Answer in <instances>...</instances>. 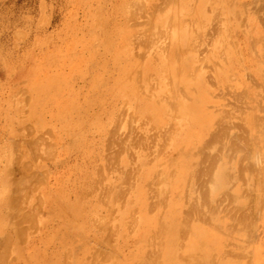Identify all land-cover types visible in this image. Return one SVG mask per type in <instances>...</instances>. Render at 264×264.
Listing matches in <instances>:
<instances>
[{"label": "rangeland", "instance_id": "rangeland-1", "mask_svg": "<svg viewBox=\"0 0 264 264\" xmlns=\"http://www.w3.org/2000/svg\"><path fill=\"white\" fill-rule=\"evenodd\" d=\"M132 1L136 7H137L138 2H139L138 4V7H139V5H141L143 1L144 7L141 5L142 7H139V8L137 7L138 9H136V7L132 4ZM150 1L152 3L149 4ZM150 1L149 0L148 1L147 0H111V1L110 0H101V1L100 0H0V178H1V181H0V193H1L0 194V212H1L0 213V222H1L0 232L2 233V234L0 233V237H1L0 241L2 239L3 241L1 242H3L4 244L3 247L0 246V258H2V261H4L5 264H19V263L20 264H54L55 262H56L55 264L57 263L58 264H62V263L63 264H81L84 261L83 259H85V261L89 259L90 261L82 263V264H89V262L90 263L93 262V264H100V263L102 264L103 262H104L103 264H106V263L107 264H117V263L127 264L130 261L129 257L137 251L139 235L146 234V231H148V229H151L152 222L160 218L159 216L162 215L163 209L160 207L159 197H158L159 182H157V181H160L161 176H159L158 179L156 177L155 180L156 179L157 180L156 181L154 180V182H152L153 180H151L152 179L151 178V179H146L145 184H142L143 181H140L137 184L140 188L143 189L144 193L146 194L149 193V191L150 193L151 192L153 193L151 189L152 190L153 188L156 189V187L158 186L156 189L157 192L154 189L155 190L154 192H156L154 193L155 195L153 194L152 196L151 195L152 193L151 194L149 193L148 195V196L151 195L152 197V199L151 197L148 199L147 201L148 205L150 204V202H152L151 204L154 205L153 206L154 209L151 208L150 210L152 211L150 213H149L150 210L148 208L144 209L142 207L141 199L138 196L137 197L135 196L137 192V190H135L136 187L134 188L135 195L134 194L133 195L124 194L125 195L123 197L124 201L123 199L120 198L119 193H116V198L113 197L115 194L111 195V194L105 193V195L103 196L104 193H101L102 198L104 197L103 199L106 201V202H103V200L99 198L100 195H98L99 192H102V191L105 192L104 189L103 190L101 189L106 183L105 179L103 181L102 177L104 176L111 177L115 181L116 185L118 184V182H122L125 180V179L122 180L123 175L125 173L123 174L120 173L121 171L123 172L125 170L123 169L122 165H119L117 163L118 169L120 170L119 172H117L118 170L114 169L116 166V164L114 165L116 161L115 156L119 155L121 158H123L124 155L122 154L120 155L119 151L117 152L118 154L115 152L118 150L119 145H115L114 148L112 147L113 148L112 150H111V146H114V144H117L118 136L120 138L122 136V138L119 139L120 141L118 143L123 142L122 145H125V147L128 146V148L134 147L133 146L135 145L134 141L136 140L139 141L138 145H135L136 147L141 146V145L143 146L144 144L145 145L148 144L149 146L150 145L152 146L153 144L150 143V140H153V139L158 140L161 138V140L163 141V139L166 136V133L168 132L171 134L170 140H172V145L170 146L169 149H166L167 153L165 154L166 155L165 160L168 159L169 157L171 160L176 155V152L172 153V151L174 148H177V147L183 148L185 147V145L189 144L187 148H184L183 152H185L187 149L188 150L193 149V151H195V147H197V144H198L197 135H200V133H198V128H196L195 126L193 128V127L188 126L187 124H182L184 123V120L181 118L183 117L185 118V116H184V113L181 111V109L183 107V110L185 109V112L189 113L188 115H190V117L197 116V114H193L197 112V110L193 108L192 106L193 104H191V101H192V98L197 97V95L201 94L202 92L206 93L207 95L206 96L207 99H205V101L207 102L206 108L208 107L209 109L207 108L208 109L207 110L205 108L207 110L206 113L209 115L210 114L213 115L214 116L213 121H217L216 123L212 122V124L214 125L213 126L214 128H215V124L220 122V119H221L220 116L222 114L219 116L218 113L221 111V109L226 108V110H223V111L225 112L227 111L226 114L229 113V116L232 117V118L229 117L230 119L229 118L228 119L229 121L231 122L233 121L234 123L233 122L231 123L227 120L229 124L227 125L228 131L226 130L227 131L226 134L233 136L231 139L233 141L232 143H235L234 145L235 147L237 146L236 148H234L233 146V150H235L234 154H236V150H240V147H245L248 149L246 145L247 142H243V141H245L246 139H247L246 141H248L249 138L251 137L250 136L251 134L247 132L248 126L245 124V119L247 116L249 119L254 111L252 109V106L254 104L252 100L249 99V92L250 93L255 92L262 96L264 95V83H262V81L258 78L259 74H262V72L264 74V66H263L262 61L260 62L261 59L259 57L260 43L262 42V45L264 46V42H263L264 41V28H263L264 18L262 19V16L260 15L262 14L264 17V13H262L264 12L263 11L264 3H262L264 1L263 0H256V1L252 0L253 2H251L250 0H237V2L236 0H223V2L222 0H198V1L197 0H172V1L159 0L160 2L158 0H150ZM161 2L162 4L163 2L165 4L162 5L160 4ZM249 2L253 4L255 2L256 3L253 5V4H250ZM154 3L155 5H157L156 8H155ZM182 3L184 6L182 5ZM239 4L240 5L242 4V6L245 7L244 10H243V7L241 8ZM158 5L159 6L161 5L162 8L161 7L159 8ZM211 5L213 6L214 9H212ZM181 6H182L181 8L182 10L179 9ZM215 6L218 7L217 8L218 10L215 9L216 8ZM251 6H254L255 8L252 7L253 8L252 9ZM257 6H258V9L260 8L261 9L260 10L256 9ZM229 7L232 9L231 11L232 16H230L229 10L231 9ZM133 8L136 9V12H135V9ZM140 8L143 9V11H146L147 8L149 10V11L147 10V12L150 14L149 16L147 15L148 17L146 16V18L148 19L147 24H145L147 20L144 21L145 17L143 19V17H140L141 15H139L141 13L138 11V10H141ZM154 9H157V10H154ZM129 10L132 13L134 11L133 15H131ZM177 10L180 12H184L182 16L180 12H178ZM206 10L207 11L209 10V12H207ZM235 11L238 13L237 18L235 16L236 15ZM250 11H252V13H249ZM161 12H163V14ZM170 12L171 14L173 13L172 14L173 16L169 15ZM215 12L216 13L218 12L219 14L218 13L216 14ZM258 12L260 15L259 17H261V19L258 18L257 20L256 18L258 17ZM152 13L154 16H152ZM141 14L142 16L145 15L143 13ZM134 16L136 17V19H134L135 18ZM182 17H185V18H182ZM187 17L189 18L191 22L189 21L186 23V20L188 21ZM213 17L214 18L216 17L215 19L220 20V21L214 22L215 19L213 20ZM152 18H154L153 21H152ZM167 18L168 20L172 19L173 22H172V25L171 23L168 24L169 27L168 25L167 27L165 26V28H167L165 29L163 27V24L165 23V20ZM151 21L154 23H152ZM189 23H191L192 27L189 26ZM200 23H201L202 28L200 26ZM214 26L218 28L220 27L219 31ZM156 27L162 30H156L157 29ZM208 28H209V31L207 30ZM223 28L226 32L223 30ZM211 30L212 32H210ZM151 31L154 33L155 36H153V33H150ZM157 31L158 33H156ZM199 31L201 32V34ZM216 31H218L217 32L218 36L216 35L215 37L214 34H216ZM209 33L211 34V36L214 35L215 39L220 36L221 37L218 38L217 40H214V37H212L214 42L210 41L209 43L207 39L210 38L212 40L210 35L207 36ZM257 33H259V36ZM137 34H138V37L141 36V40L144 39L146 43L143 41L141 42L140 39L137 37ZM205 34H206V39H204L203 41H205L206 44H204V42L201 41L203 38H205L204 36ZM133 35L135 36L133 37ZM144 36L146 38H149L147 39L149 43L146 41ZM219 39H220V42H219ZM137 40H139L140 43L137 44V42H139ZM250 41H252L255 45L252 42L250 44ZM199 42L203 45L202 49H201L202 46L198 47V45H201ZM252 44L254 45V47L252 46L251 50L254 51L255 53L252 52L249 48H247L248 45H252ZM230 45L231 46L233 45L232 47L235 50L237 49L236 51L234 50V52L235 53L238 52L237 53L238 55L233 53V48ZM219 47L222 49H220ZM198 48L200 52H198ZM253 48L255 50H253ZM248 49L251 52H249ZM219 51L220 53L222 52L224 53L218 54ZM203 52L205 53L203 54ZM254 54H257L258 58L256 56H253ZM223 56H225V60ZM166 63L168 64L167 67H166ZM258 63H262V64H258ZM33 64L34 65L36 64V65L34 66ZM165 67L166 69L164 70ZM176 68H177V71H176ZM180 68L186 70L187 72L186 75L185 74L182 75L180 73ZM237 68L239 71H237ZM258 69H261V70L259 71ZM165 72H166V75L168 73L169 74L166 76L164 75ZM228 72H231V73L229 74ZM171 73H172V76H171ZM225 73L227 74V76ZM247 73L252 74V75H249ZM139 74H141L142 76L139 77L140 76ZM33 75L35 76L34 78H32ZM133 75L136 81L134 80ZM137 75L140 78V83L142 85L145 84L147 86L148 84L146 83L151 82V84L152 83L154 84V82L157 81L156 83L158 85H156V83L154 84V87L156 88V90L153 89V86L151 87V90L153 89L152 90L153 92H150V95L153 96V98L148 93H147L148 97L145 96L146 94L144 95V93H146L147 91L143 90L144 86L141 87L142 85L138 83L139 79L138 77L136 78ZM246 75L247 77L249 76L250 79L249 78L247 79ZM244 77L246 78V80ZM150 78L152 80H150ZM166 78H169V79L166 80ZM227 78H229V82ZM232 78H234V82H232L233 81ZM251 78H253L252 79L254 80L253 82ZM141 79L145 82L143 83ZM147 79H149L150 81L149 80H148L149 82L146 81ZM168 81H171V82L168 83ZM239 82H240V85H239ZM226 84L228 85V87ZM150 85H148L147 87L150 88ZM256 85L257 87L255 88ZM33 86H35L34 87L35 89L33 88ZM139 86L144 91L143 93L141 92V89ZM159 86H160V89H158ZM175 86L179 92L175 90ZM29 87H32V89ZM234 87H236V89ZM241 87L244 88V90ZM234 90L235 92H233ZM244 91H245V94H244ZM153 93L158 96H155ZM224 94L226 95L224 96ZM230 94H232L233 97ZM238 94L240 97L242 96L241 99L238 96ZM162 95L164 96L167 95L168 97L167 98L165 97V99H163L162 97L164 96ZM186 96H189L191 98L188 99ZM244 96H246V99L244 98ZM167 99H170V101L172 100L173 105H175L173 106V109L175 107L176 109L179 108L178 110H180V113L177 112L178 110L176 111L173 110V114H172L173 118L171 117L172 115H169L170 117L167 115H164L165 114L164 109L166 108L165 103L168 102ZM237 99L239 101H237ZM24 100L26 103H24ZM157 100L161 102L158 103ZM242 103L244 104V107H242L243 106ZM178 104L180 105V107ZM182 104L185 105L187 109ZM226 104L228 105V109H227ZM161 105L163 108V112H160L162 111V108L160 107ZM190 105L192 106L191 113L189 112L190 111L189 108H191ZM237 105L239 106L242 105L239 107V108L242 107L241 110L237 108ZM232 106H233V109H232ZM155 107L159 108V110L157 109L155 110ZM213 108H215V110ZM235 109H236V112H235ZM82 110L83 112H81ZM123 110L124 111L126 110V111L123 113ZM206 110H204V112ZM239 111L241 112L238 113ZM230 112H231V115H230ZM262 112H264V109ZM221 113L223 112L221 111ZM226 114H224V116ZM232 114H235L234 115L235 118L232 116ZM239 114L241 115V117ZM262 114H263L262 116H264V113ZM126 115L129 117H127ZM236 115H238V118H242V119H236L237 118ZM262 116L260 114V117ZM147 117H149V119ZM127 119H129L128 122H127ZM116 120L118 121L117 122V126L119 125L118 127L115 124ZM177 121H179V124L173 125ZM240 121L242 123L244 121L243 126H245L246 129L245 128L242 129L243 126H239L241 125ZM141 122L143 125L141 124ZM89 125L91 127H89ZM130 125H132L133 127L132 126L130 127ZM24 126L27 128L28 132L26 131V128L24 129ZM114 126H116L117 129H115ZM152 126L154 129H151ZM14 127L16 128V130ZM238 127H240L241 131L243 132H240V129ZM126 128L131 130L130 135H129L130 133L129 130L127 131L128 134L126 133ZM28 129L29 130L31 129V131L34 130L33 133L32 132L29 133L30 131ZM46 129L49 131H47ZM110 129H112V131L117 130V132L113 131L115 135L114 134L111 135V133L113 132ZM120 129H122L123 132ZM132 129H134L133 131H135V133L132 131ZM109 130L111 131V133H108ZM9 131H10V134H9ZM42 131L43 132L45 131V132L42 134L41 133ZM25 132L29 134L27 135ZM120 132H122L124 135L120 134ZM237 132H240V134L239 133L237 134ZM40 133L42 137H40V135L38 136V134ZM138 133H139V136H138ZM243 133L245 134L248 133L249 138L245 136V134ZM45 134L48 137L52 136L51 137L52 139L47 138ZM48 134H50L51 136H49ZM21 135H22V138H21ZM110 135L112 136L113 139L115 138L117 140L115 141L111 139V141L113 140L114 144L111 146L107 144L105 145V143H108L105 141L110 140V139L108 140V138H110L108 136ZM131 135L134 137L138 136L139 138L136 137L137 138L136 139L132 137ZM149 135L153 137L151 138L149 137ZM176 135L179 137H177ZM235 135L236 137H239V139L234 138ZM123 136L125 140L121 141L123 139ZM125 136H127V138H125ZM144 136L146 137L148 136L146 140L144 139L140 140V137H144ZM18 137L19 139H17ZM53 138L55 139L56 142L55 141L53 142ZM22 139L24 141V144L22 143L23 142ZM130 139H133L134 141L133 140L131 141ZM241 139L243 140L242 141L243 144L241 143L242 145L240 144ZM27 140H29L30 142L32 140L36 141L35 145L36 147H38V149L37 151H35V153L37 154L38 152L42 150L41 153L43 155H40L39 153V157L45 158L44 160H41L39 157H37L38 158L37 159L35 158V156L31 157V155L35 154L33 153L34 152L33 150H36V149L34 148L35 145H33L34 141L31 142L32 144H29ZM170 140H168L166 143L170 142ZM17 141H19V143H17ZM43 141H45L48 147L49 146L50 148L55 147L52 149L53 151L50 152L51 149L49 150V148H48L49 151L47 150V148L44 149L46 145H44ZM49 142H51V144ZM113 142H110V144H112ZM126 143H128L129 145ZM130 143H132L133 145ZM135 143L137 144V142ZM30 145L34 146V147L32 146L33 149L31 148ZM106 146H108L107 147L108 149L106 148ZM159 146L160 147H158L157 149L164 148V147L162 148L161 145ZM40 147H42L41 150L39 149ZM54 149L56 152H54ZM105 149L107 150V153L109 149L112 152L114 150V152L116 153L113 156L115 158V160L113 161L114 158L112 157V154L114 152L111 153V151L109 150V153L111 155L110 156L111 158L109 159L113 161V163L108 159V157H106V160L108 159V161L111 164L110 163L108 164L107 163L108 161L105 160V157H104V154L106 153ZM8 150H10V152ZM150 150H154V148L151 147ZM207 151L210 152L211 154L213 153L217 154V157H219L222 154L221 151H218L217 144L210 146ZM52 152L55 153L53 156H51ZM44 153H49V154L47 156V154L45 155ZM198 153H202V152H198ZM106 154L105 156H109V154L108 155ZM196 154H197V151H196ZM32 158L36 159V160L34 159L35 162ZM147 158L151 159L153 158V156H149ZM104 161H106L105 162L106 165L107 164L109 165L108 167L104 164ZM245 161L244 163H249V161L247 160ZM27 162L29 163V166H25V165H28ZM97 164L100 165L98 168L102 170H99L97 168L98 166ZM103 165L106 166V170H104L105 167H101ZM110 165H111V168H110L111 170H112V166H114L113 172L110 169H107L110 167ZM21 166H24V167H21ZM3 167H5L4 170H3ZM9 167L12 169L10 170ZM120 167H122L121 169L123 170H121ZM161 168L162 166L157 167V171L160 170ZM8 170L10 171L13 170V171L10 174L9 173L10 171L6 172ZM1 171L3 173H1ZM106 171H108V173H106ZM17 175H19V177ZM120 175H121V178H120ZM58 176H61L63 179L59 178ZM24 177H29L28 178L29 181H27L28 179H25ZM35 178L37 180L38 178L41 179L39 180L41 182L38 181L39 182L38 183L37 180H34ZM96 179H98V181ZM93 180H96V181H93ZM131 180H133V182L135 183V180L133 178ZM34 181L38 183L37 187L34 185L35 188L33 187V184H35ZM44 181L46 182L44 183ZM150 181L153 183V185L150 183ZM94 182H99V183L96 184ZM129 182H126V184ZM148 182L150 183L149 187H151V189L147 186V184H149ZM155 183L158 185H156ZM16 184H18V186L14 188V191L17 194V198L20 195L23 196L24 194L26 199L23 198L24 196L21 197V199L19 197L20 199V200L18 199L19 201L16 200L17 198H14L16 197V194L11 189H13L12 186L14 187ZM94 184L98 188H96ZM98 184L99 185L101 184L100 186L102 187H100ZM88 187L89 188L91 187V188L89 189ZM9 189L11 190V192L9 191ZM92 189L93 191H91ZM120 189L121 188H119L118 191ZM27 190L29 194L28 192H26ZM23 191L24 193L21 194L20 192H23ZM10 193H12V195H10ZM13 194H15L14 197H13ZM106 194H107V197H106ZM8 195L13 197L15 202L17 201L15 205L13 203L14 200L13 199L11 200L10 196H9L10 198L8 199ZM36 197L37 199H35ZM79 197H81V199ZM97 197H98V200L100 199L99 202L97 200ZM154 198H157V199H154ZM120 199H121L120 203H122L123 201L122 206H120L121 204L119 205V201L117 202V200H120ZM35 200H37L36 203L41 208L38 207V205L35 203ZM102 202L103 204L105 203L104 204L105 206L101 204ZM225 203L226 202L224 201L223 204L225 205ZM82 205H84V207ZM108 206L109 208H107ZM33 207H35V210L37 209V207L39 208L40 213L38 214L35 213L36 217L32 216V214L34 213L33 211H35L32 209ZM149 207H151V205H149ZM15 208H17V210ZM113 209H115L116 211L114 210V213H111L113 212ZM106 210L108 213L106 212ZM133 210L135 211L134 214H132ZM11 211L14 215H12ZM42 211L44 212V215H42L43 214ZM8 212H10L11 216L10 215L8 216V214L6 216V213ZM17 213L18 215L20 214V216H17ZM24 213H27V214H24ZM92 213L93 215H91ZM130 214L133 215L131 216V218H130ZM98 215L101 219H98L99 218ZM29 216H32L36 219L34 220L33 218V220L36 222V223L34 222L36 224L35 225L36 228L33 225L34 223L32 224L33 226L31 227L29 226L32 223L31 222L32 217L30 218ZM38 216L40 217L38 218ZM19 217H20V220L21 219L23 220V217H26L25 221H28L27 220V217H28L29 222L31 223L27 222L29 225L28 224L25 225L26 223L24 224L22 222L23 224L22 225L18 221ZM7 219L9 221L8 222L9 224L7 223ZM79 219L82 221H80ZM89 219L90 221L88 222ZM97 219L100 220L99 222L101 226H99L100 225L99 223L96 224V222L98 221ZM128 221H132V222H129L131 223V225H128L129 224ZM13 222L14 223L16 222V224L18 222L22 226L19 225L20 227H18V224L16 226V224H14ZM77 223L79 225L78 227H77ZM92 224L93 225L95 224V225L93 226ZM124 224L127 226H125ZM80 225H83V226H80ZM106 226L107 228L109 227L108 229L110 230L111 233L108 232L109 230L106 228ZM115 226L117 227V229H115L116 228ZM10 227H12L13 229L12 228L10 229ZM25 227L28 228V230ZM19 228H21V230ZM141 229H143V231H141ZM16 231L19 232V234ZM23 231L26 234L23 233ZM75 231L77 232L75 233ZM112 231L116 233V237L115 235H113L115 233H112ZM107 232L111 236V239L109 235L108 237H106ZM9 236L11 237V239ZM17 236L20 238V240ZM112 236L114 237L112 238ZM5 240L7 241L8 245L5 242ZM111 240L113 242L115 241V243H112ZM25 241L29 243L27 242L25 243ZM1 242H0V245H1ZM104 243L107 244V250L102 251L99 246ZM14 244H15L16 249L14 248ZM20 244H22L24 249L22 247L19 248V246H21ZM5 245L7 246L5 247ZM112 247H114V250ZM9 248L11 249L10 252H9ZM25 249L27 250L28 255ZM66 250H69L68 251L69 254L66 253L67 252ZM8 252H9V255H8ZM45 252L46 254H44ZM83 253H84V256H83ZM63 254H64V258H63ZM88 255L90 257H88ZM26 256L28 258H26ZM86 256L88 257L87 259L85 258ZM39 260L41 262H39Z\"/></svg>", "mask_w": 264, "mask_h": 264}, {"label": "bare ground", "instance_id": "bare-ground-1", "mask_svg": "<svg viewBox=\"0 0 264 264\" xmlns=\"http://www.w3.org/2000/svg\"><path fill=\"white\" fill-rule=\"evenodd\" d=\"M101 1V0H100ZM111 1V0H110ZM148 1V0H147ZM150 1V0H149ZM159 1V0H158ZM164 1V0H163ZM169 1H172V0H169ZM198 1V0H197ZM251 2H253V1H256V0H250ZM264 1V0H263ZM135 2V1H134ZM160 2V1H159ZM158 2V3H159ZM185 2V1H184ZM222 2H223V0H222ZM236 2H237V0H236ZM141 3V2H140ZM150 3H152L151 1L149 2V4ZM168 3V2H167ZM170 3V2H169ZM214 3V2H213ZM213 3H211V4H213ZM218 3H220V2H218ZM217 3V4H218ZM242 3V2H241ZM244 3V2H243ZM250 3V2H249ZM248 3V4H249ZM256 3V2H255ZM254 3V4H255ZM262 3H264V2H262ZM132 4L135 6V4L133 3V1H132ZM138 4H139V2L137 3V7H138ZM146 4H147V2H146ZM160 4H162V2L160 3ZM163 4H165L164 2H163ZM162 4V5H163ZM204 4V3H203ZM216 4V5H217ZM230 4V3H229ZM235 4V3H234ZM237 4V3H236ZM247 4V5H248ZM250 4H253V3H250ZM253 4V5H254ZM141 5L144 7V3H143V1H142V3H141ZM141 5H139V7H142ZM153 5V4H152ZM154 5H155V3H154ZM168 5V4H167ZM182 5H183V3H182ZM191 5V4H190ZM240 5V4H239ZM259 5H261V4H259ZM82 6V5H81ZM147 6V5H146ZM156 6L157 5H155V8H156ZM171 6V5H170ZM184 6V5H183ZM193 6H194V4H193ZM212 6V5H211ZM241 6V8L243 7L242 6V4L240 5ZM41 7V6H40ZM132 7V6H131ZM136 7V6H135ZM136 7V9H138ZM158 7L160 8H162V6L160 5H158ZM175 7H177V6H175ZM174 7V8H175ZM198 7V6H197ZM216 7V6H215ZM255 8L256 7V5H255V7L254 6H251V8ZM170 8V7H169ZM169 8H167V9H169ZM182 8V6L179 8L180 10H182L181 9ZM218 7H216L215 9H217ZM230 8V7H229ZM239 8V7H238ZM244 8L245 7H243V10H244ZM252 8V9H253ZM84 9V8H83ZM104 9V8H103ZM133 9H135V8H133ZM136 9H135V12H136ZM141 9V8H140ZM172 9V8H171ZM170 9V10H171ZM178 9V8H177ZM212 9H214L213 8V6H212ZM219 9H220V7H219ZM231 9V8H230ZM256 9H258V6H257V8ZM261 9V8H260ZM260 9H258V10H260ZM262 9H263V7H262ZM144 10H145V8H144ZM147 10H148V8H147ZM147 10L146 11H143V9H141V10H138L139 12H141V13H143V14H145L146 12H147ZM154 10H157V9H154ZM218 10V9H217ZM237 10V9H236ZM240 10V9H239ZM149 11V10H148ZM153 11V10H152ZM172 11V10H171ZM178 11V10H177ZM194 11V10H193ZM207 11V10H206ZM232 9L231 10H229V13H230V16H232L231 14H232ZM264 11V10H263ZM112 12V11H111ZM129 12H130V10H129ZM145 12V13H144ZM165 12H166V10H165ZM164 12V13H165ZM169 12V11H168ZM178 12H180V11H178ZM207 12H209V10L207 11ZM236 12V11H235ZM244 12H246V11H244ZM256 12V11H255ZM131 13V15H133V13H134V11H133V13L132 12H130ZM139 14V15H141L140 17H143V19H144V17H145V20L144 21H146V23L145 24H147L148 23V19L146 18V16L148 15L149 16V14L150 13H146L144 16H142V14ZM154 13V12H153ZM153 13H152V16H154L153 15ZM162 14H163V12H161ZM177 13V12H176ZM184 12H180V14H181V16H182V14H183ZM189 13V12H188ZM192 13V12H191ZM190 13V14H191ZM203 13V12H202ZM216 13V12H215ZM218 13V12H217ZM216 13V14H217ZM249 13H252V11H250ZM253 13H254V11H253ZM257 13V12H256ZM262 13H264V12H262ZM137 14V13H136ZM166 14V13H165ZM164 14V15H165ZM173 14V13H172ZM171 14V12L169 13V15L171 16L172 15ZM178 14V13H177ZM199 14V13H198ZM216 14H215V16H216ZM219 14V13H218ZM236 15V18H237V15H238V13L236 12L235 13ZM246 14V13H245ZM161 15V14H160ZM167 15H168V13H167ZM176 15V14H175ZM203 15H205V14H203ZM261 16H262V19L264 18L263 17V15L262 14H260ZM259 15V12H258V17L256 18L257 20H258V18L259 19H261V17H259L260 16ZM147 16V17H148ZM151 16V15H150ZM173 16V15H172ZM214 16V15H213ZM234 16V15H233ZM245 16V15H244ZM133 17V16H132ZM135 17V16H134ZM163 17H165V16H163ZM195 17V16H194ZM206 17V16H205ZM241 17V16H240ZM150 18V17H149ZM154 18H156V17H154ZM154 18H152V21H153V19ZM161 18V17H160ZM175 18H176V16H175ZM174 18V19H175ZM182 18H185V17H182ZM193 18V17H192ZM191 18V19H192ZM200 18V17H199ZM203 18H204V16H203ZM216 18V17H215ZM214 17H213V20L215 19ZM219 18V17H218ZM238 18H239V16H238ZM128 19V18H127ZM134 19H136V17L134 18ZM158 19V18H157ZM187 19H188V21L186 20V23L187 22H189L190 20H189V18L187 17ZM94 20V19H93ZM130 20V19H129ZM159 20V19H158ZM181 20V19H180ZM197 20H199V19H197ZM205 20H207V19H205ZM133 21V20H132ZM151 21V22H152ZM202 21V20H201ZM211 21V20H210ZM220 20H217V19H215V21L214 22H219ZM128 22H130V21H128ZM161 22V21H160ZM163 22V21H162ZM172 19H169L168 20V18L165 20V23L163 24V27L165 28V26L167 27V25L168 24H170L171 23V25H172ZM191 22V21H190ZM136 23V22H135ZM152 23H154V22H152ZM178 23V22H177ZM179 23H180V21H179ZM183 23H184V21H183ZM198 23V22H197ZM182 24V23H181ZM194 24V23H193ZM204 24V23H203ZM218 24V23H217ZM134 25V24H133ZM136 25V24H135ZM155 25H157V24H155ZM159 25V24H158ZM170 25V26H171ZM207 25V24H206ZM210 25V24H209ZM130 26V25H129ZM189 26H191V23H189ZM194 26V25H193ZM196 26V25H195ZM200 26H201V23H200ZM205 26V25H204ZM203 26V27H204ZM211 26V25H210ZM213 26V25H212ZM218 26V25H217ZM108 27V26H107ZM168 27H169V25H168ZM177 27V26H176ZM192 27V26H191ZM197 27V26H196ZM215 27V26H214ZM261 27H263V26H261ZM86 28V27H85ZM112 28V27H111ZM153 28V27H152ZM157 28V27H156ZM201 28H202V26H201ZM216 29H218V31H219V28L218 27H215ZM264 28V27H263ZM151 29V28H150ZM165 29H167V28H165ZM199 29H200V27H199ZM222 29V28H221ZM156 30H162V29H156ZM164 30V29H163ZM208 31H209V28L207 29ZM206 30V31H207ZM223 30H224V28H223ZM263 30V29H262ZM218 31H216V34H214L215 35V37H216V35L218 36V34H217V32ZM225 31V30H224ZM194 32V31H193ZM200 32V31H199ZM210 32H212V30L210 31ZM226 32V31H225ZM106 33V32H105ZM150 33H153L152 31L150 32ZM156 33H158V31L156 32ZM195 34V33H194ZM200 34H201V32H200ZM258 34V36H259V33H257ZM114 35V34H113ZM160 35V34H159ZM211 36V34L209 33L207 36ZM214 35L213 36H211V38L212 37H214ZM219 35H220V33H219ZM229 35V34H228ZM95 36V35H94ZM115 36V35H114ZM135 35H133V37H134ZM153 36H155L154 35V33H153ZM162 36V35H161ZM160 36V37H161ZM205 36V38H203L201 41H203L204 39H206V34L204 35ZM252 36V35H251ZM137 37H138V34H137ZM145 37V36H144ZM148 37V36H147ZM191 37V36H190ZM215 37H214V40H217L218 38H220V37H218V38H216L215 39ZM112 38V37H111ZM139 39H140V41L142 42H145V40L144 39H142L141 40V36L140 37H138ZM253 38V37H252ZM255 38V37H254ZM86 39V38H85ZM117 39V38H116ZM145 39H146V41L149 43V41L147 40V39H149V38H146L145 37ZM179 39V38H178ZM196 39V38H195ZM210 38H208L207 40L209 41V43H210V41H213V38H212V40L210 39ZM257 39V38H256ZM262 39V38H261ZM84 40V39H83ZM152 40V39H151ZM194 40V39H193ZM223 40V39H222ZM221 40V41H222ZM263 40V39H262ZM133 41V40H132ZM137 41H139V40H137ZM140 41L139 42H137V44L138 43H140ZM199 41V40H198ZM208 41H206V42H208ZM252 41H254V40H252ZM252 41H250V44H251V42ZM136 42V41H135ZM193 42V41H192ZM196 42V41H195ZM204 42V44H206L205 43V41H203ZM202 42V43H203ZM214 42V41H213ZM219 42H220V39H219ZM223 42V41H222ZM257 42V41H256ZM255 42V43H256ZM264 42V41H263ZM146 43V42H145ZM167 43V42H166ZM200 43V42H199ZM253 43V42H252ZM136 44V43H135ZM136 44V45H137ZM198 44V43H197ZM201 44V43H200ZM215 44V43H214ZM232 44H234V43H232ZM254 44V43H253ZM248 45V47L247 48H249L250 50H251V48H252V46L254 47V45ZM141 45V44H140ZM210 45V44H209ZM142 46V45H141ZM201 47V49L203 48V45L201 44V45H198V47ZM223 46V45H222ZM231 46V45H230ZM233 46V45H232ZM231 46V47H232ZM250 46V47H249ZM184 47V46H183ZM220 48V47H219ZM225 48H226V46H225ZM233 48V47H232ZM239 48V47H238ZM207 49V48H206ZM220 49H222V48H220ZM244 49V48H243ZM248 49V50H249ZM227 50V49H226ZM234 48H233V53H235L234 52ZM237 50V49H236ZM235 50V51H236ZM249 50V52H251ZM253 50H255L254 48H253ZM206 51V50H205ZM215 51H217V50H215ZM222 51V50H221ZM224 51V50H223ZM163 52V51H162ZM195 52H197V51H195ZM198 52H200L199 51V48H198ZM246 52V51H245ZM252 52H254V51H252ZM134 53V52H133ZM205 52H203V54H204ZM206 53H208V52H206ZM222 53H224V52H222ZM222 53H220V51H219V53L218 54H222ZM238 52H236L235 54H237ZM240 53V52H239ZM255 53V52H254ZM243 54V53H242ZM251 54V53H250ZM189 55V54H188ZM224 55V54H223ZM238 55V54H237ZM51 56V55H50ZM136 56V55H135ZM138 56H139V54H138ZM199 56H200V54H199ZM205 56V55H204ZM221 56V55H220ZM229 56V55H228ZM236 56V55H235ZM253 56H258L257 54H254ZM53 57V56H52ZM75 57V56H74ZM250 57H251V55H250ZM259 57H260V62L262 61V63H263V66H264V46L262 45V42L260 43V49H259ZM40 58V57H39ZM44 58V57H43ZM54 58H56V57H54ZM99 58V57H98ZM223 58H224V60H225V56H223ZM258 58V57H257ZM53 59V58H52ZM116 59V58H115ZM127 59V58H126ZM242 59V58H241ZM254 59V58H253ZM54 60V59H53ZM236 60V59H235ZM40 61V60H39ZM156 61V60H155ZM238 61H240V60H238ZM70 62H72V61H70ZM168 62V61H167ZM170 62V61H169ZM175 62V61H174ZM226 62V61H225ZM241 62H242V60H241ZM256 62V61H255ZM39 63V62H38ZM106 63V62H105ZM171 63V62H170ZM176 63V62H175ZM237 63V62H236ZM239 63V62H238ZM257 63V62H256ZM262 63H258V64H262ZM227 64V63H226ZM233 64V63H232ZM34 65V64H33ZM36 65V64H35ZM34 65V66H35ZM38 65V64H37ZM167 63H166V67H167ZM228 65V64H227ZM240 65V64H239ZM245 65V64H244ZM254 65V64H253ZM256 65V64H255ZM166 67L164 68V70L166 69ZM257 67V66H256ZM256 67H255V69H256ZM243 68H245V67H243ZM254 68V67H253ZM260 68V67H259ZM90 69V68H89ZM120 69V68H119ZM242 69V68H241ZM263 69V68H262ZM194 70V69H193ZM224 70V69H223ZM259 71L261 70V69H258ZM53 71V70H52ZM92 71V70H91ZM176 71H177V68H176ZM189 71V70H188ZM225 71V70H224ZM237 71H239L238 70V68H237ZM250 71V70H249ZM256 71H257V69H256ZM38 72V71H37ZM88 72V71H87ZM138 72V71H137ZM163 72V71H162ZM174 72V71H173ZM204 72V71H203ZM226 72V71H225ZM262 72V71H261ZM180 73L182 74V75H186V70L185 69H182V68H180ZM229 74L231 73V72H228ZM237 73V72H236ZM34 74V73H33ZM169 74V73H168ZM167 74V75H168ZM178 74V73H177ZM176 74V75H177ZM218 74V73H217ZM226 74V73H225ZM246 74V73H245ZM247 74H249V73H247ZM256 74V73H255ZM89 75V74H88ZM87 75V76H88ZM119 75V74H118ZM140 76L139 77H141L142 75L141 74H139ZM164 75H166V72H165V74ZM166 75V76H167ZM179 75V74H178ZM237 75V74H236ZM249 75H252V74H249ZM53 76H55V75H53ZM76 76V75H75ZM171 76H172V73H171ZM226 76H227V74H226ZM31 77V76H30ZM35 76L33 75V77L32 78H34ZM138 77V75L136 76V78ZM138 77V83L140 84V85H142L141 83H140V78ZM169 77V76H168ZM216 77V76H215ZM217 77H219V76H217ZM229 77V76H228ZM236 77V76H235ZM252 77V76H251ZM133 78H134V80L136 81V79H135V77H134V75H133ZM152 78V77H151ZM150 78V80H152ZM170 78V77H169ZM169 78H166V80L167 79H169ZM177 78V77H176ZM245 78V77H244ZM246 78L248 79L249 78V76L247 77V75H246ZM246 78H245V80H246ZM258 78L262 81V83H264V74H263V72H262V74H259V76H258ZM31 79V78H30ZM95 79V78H94ZM142 79H143V77H142ZM141 79V80H142ZM146 79V78H145ZM144 79V80H145ZM178 79V78H177ZM228 79V82H229V78H227ZM233 79V81L232 82H234V78H232ZM250 79V78H249ZM253 78H251V80H252ZM77 80V79H76ZM133 80V79H132ZM133 80V81H134ZM149 79H147L146 81H148ZM149 80V81H150ZM165 80V79H164ZM185 80V79H184ZM212 80H214V79H212ZM235 80H236V78H235ZM241 80V79H240ZM99 81V80H98ZM143 81V80H142ZM148 81V82H149ZM153 81H155V80H153ZM152 81V82H153ZM205 81V80H204ZM207 81V80H206ZM222 81V80H221ZM238 81V80H237ZM250 81V80H249ZM254 80H252V82H253ZM32 82V81H31ZM56 82V81H55ZM80 82V81H79ZM114 82V81H113ZM145 81H143V83H144ZM157 82V81H156ZM156 82H154V84L156 83ZM169 82H171V81H168V83ZM196 82V81H195ZM216 82V81H215ZM231 82V81H230ZM160 83V82H159ZM207 83V82H206ZM249 83H251V82H249ZM146 84H148V85H150L151 84V82L150 83H146ZM153 84V83H152ZM150 85V88L149 87H147L145 84L144 85H142L141 87H143L144 86V88H143V90H146L147 92L146 93H144V95L145 96H147V93L150 95V92H153L152 90L153 89H155L156 90V88L154 87V84L153 85ZM176 84V83H175ZM198 84V83H197ZM237 84V83H236ZM241 84H243V83H241ZM248 84V83H247ZM256 84V83H255ZM31 85H33V84H31ZM156 85H158L157 83H156ZM167 85H169V84H167ZM173 85V84H172ZM209 85V84H208ZM227 85V84H226ZM232 85V84H231ZM239 85H240V82H239ZM246 85V84H245ZM253 85V84H252ZM258 85H260V84H258ZM146 86V87H145ZM153 86V89L151 90V87ZM161 86V85H160ZM160 86H159V88L158 89H160ZM174 86V85H173ZM197 86V85H196ZM211 86V85H210ZM215 86H216V84H215ZM237 86V85H236ZM242 86V85H241ZM248 86V85H247ZM35 86H33V88H34ZM140 87V86H139ZM141 87H140V89H141ZM157 87V86H156ZM166 87V86H165ZM226 87V86H225ZM224 87V88H225ZM227 87H228V85H227ZM231 87V86H230ZM243 87V86H242ZM241 87V88H242ZM250 87V86H249ZM257 87V85L255 86V88ZM29 88H31L32 89V87H29ZM28 88V89H29ZM135 88H137V87H135ZM149 90H148V89ZM168 88V87H167ZM178 88V87H177ZM183 88V87H182ZM209 88V87H208ZM211 88V87H210ZM220 88H221V86H220ZM222 88H223V86H222ZM235 89H236V87H234ZM248 88V87H247ZM27 89V90H28ZM35 89V88H34ZM157 89V90H158ZM169 89V88H168ZM203 89V88H202ZM201 89V90H202ZM212 89V88H211ZM211 89H210V91H211ZM232 89V88H231ZM243 90H244V88H242ZM242 89H241V91H242ZM246 89V88H245ZM263 89V88H262ZM142 89H141V92L143 93L144 91H143ZM175 90H177L176 89V86H175ZM183 90V89H182ZM185 90V89H184ZM131 91V90H130ZM178 91V90H177ZM228 91H230V90H228ZM238 91V90H237ZM246 91H248V90H246ZM263 91V90H262ZM128 92V91H127ZM126 92V93H127ZM179 92V91H178ZM177 92V93H178ZM182 92V91H181ZM194 92H195V90H194ZM222 92V91H221ZM226 92V91H225ZM225 92H223V93H225ZM233 92H235V90L233 91ZM129 93V92H128ZM186 93V92H185ZM184 93V94H185ZM197 93V92H196ZM201 93V92H200ZM214 93V92H213ZM239 93V92H238ZM242 93V92H241ZM97 94V93H96ZM114 94V93H113ZM152 94V93H151ZM154 94V93H153ZM180 94V93H179ZM187 94V93H186ZM211 94V93H210ZM234 94V93H233ZM244 94H245V91H244ZM128 95V94H127ZM155 95V94H154ZM181 95V94H180ZM223 95V94H222ZM226 94H224V96H225ZM231 96H232V94H230ZM247 95H248V93H247ZM106 96V95H105ZM151 96V95H150ZM155 96H158V95H155ZM162 96H164V95H162ZM161 96V97H162ZM207 95H206V93H204V92H202L201 94H199V95H197V97H194V98H192V101H191V104H193L192 106H193V108L195 109V110H197V112H195V113H193V114H197V116H191L190 117V115H188L189 113H187V112H185V109L183 110V107H182V109H181V111L184 113V116H185V118L183 117V118H181V119H183L184 120V123H182V124H187L188 126H190V127H193L194 128V126L196 127V128H198V133H200V135H197V140H198V144H197V147H195V151H193V149H190V150H186L185 152H183L184 151V148H187V146L189 145H185V147H183V148H181V147H177V148H174L173 149V151H172V153L173 152H176V155L170 160V157L168 158V159H166L165 160V157H166V153H167V151H166V149H169L170 148V146L172 145V140H170L171 139V134L170 133H166V136H165V138L163 139V141L161 140V138L160 139H158V140H155V139H153V140H150V143L151 144H153L152 146L150 145H148V144H144L143 146L141 145V146H138V147H136L135 145H138V142L139 141H134L133 139L134 138H136V137H138L139 136V133H138V136H136V137H134V136H132V137H134L133 139H130L131 141L133 140L134 141V144L135 145H133L132 143H130V144H132L134 147H130V148H128V146L127 147H125V145H122V143L123 142H120V143H118L120 140L119 139H121L122 138V136H121V138L118 136V135H116V136H118V141H117V144H114V142H113V140H117V139H113L112 138V134H114V132H117V130L115 131V130H113L112 131V129H113V127H112V129H110L113 133H111V131L109 130V132L108 133H111V135L110 136H108V137H110V138H108V140L109 141H105V142H108V143H105V145L107 144V145H113L114 144V146H111V150L115 147V145H119V147H118V150H117V148H116V150L117 151H115L116 153L119 151V154L121 155H124V157L123 158H121L119 155L117 156H115L116 157V161H115V163H114V165L116 164V166H115V168L114 169H116V170H118L117 172H119L120 170L118 169V165H117V163L119 164V165H122V167H123V169H125L123 172L121 171L120 173L121 174H123V173H125L124 175H123V178H122V180H124V181H122V182H118V184L116 185L115 184V181L111 178V177H109V176H104V177H102L103 178V181H104V179H105V184H104V186H103V188H101L102 190L104 189V191L105 192H99L98 193V195H100L99 196V198L100 199H102L103 200V202H106L103 198H102V195H101V193H104L103 194V196L105 195V193H108V194H115L113 197L114 198H116V193H119V195H120V198L121 199H123V201H124V194H127V195H135V193H134V188L136 187V189L135 190H137V192H136V197L138 196L140 199H141V203H142V207L144 208V209H151V208H153V206L154 205H152L151 203L152 202H150V204L149 205H151V207H149V205H148V199L151 197V195L153 196V194L154 193H156L157 192V187H156V189L155 188H153V190L151 189V187H149L150 186V183L153 185V183L152 182H154V180H155V178L157 177V179H158V177L159 176H161V178H160V181H157V182H159V189H158V197H159V204H160V207L163 209V212H162V215H160L159 217L160 218H158L157 220H154L153 222H152V224H151V229H148V231H146V234H142V235H139V238H138V245H137V251L134 253V254H132L129 258H130V261L127 263V264H264V116H262L263 114L262 113H264V112H262L263 111V107H264V95L262 96V95H259L258 93H255V92H253V93H250L249 92V99H251L252 100V102H253V106H252V109L254 110L253 111V113H252V115H251V117L248 119V116L246 117V119H245V124L248 126V131L247 132H249L251 135V137L249 138L248 137V133L247 134H245V133H243V134H245V136H247L248 138H249V140L248 141H246L247 139H246V137H245V141H243L242 139H243V137H242V139L240 140V144L242 143L243 144V142H247V147H248V149L247 148H245V147H240V150H236V154H234V151L235 150H233V146L235 145V143H232L233 141L231 140L232 139V137L233 136H230L229 134H226V132L228 131L227 130V125L229 124V122H231V121H229V119L230 118H232L231 116H229V113L228 114H226V112L225 111H223V110H226V108L225 109H221V111L224 113V114H226L225 116H226V118H225V116H224V114L223 113H221V111L218 113V115L220 116L221 114V119H220V122H218L217 124H215V128L213 127L214 125L212 124V122H217V121H213L214 119H213V115H209V114H207L206 112H207V110L209 109L208 107V109L206 108V106H207V102L205 101V99H207V97H206ZM211 96V95H210ZM238 96H239V94H238ZM94 97V96H93ZM148 97V96H147ZM152 98H153V96H151ZM160 97V96H159ZM165 97L167 98L168 96L167 95H165L164 97H162L163 99H165ZM188 99H190L191 97H189V96H186ZM213 97V96H212ZM233 97V96H232ZM240 97V96H239ZM242 97V96H241ZM241 97H240V99H241ZM103 98V97H102ZM132 98V97H131ZM134 98V97H133ZM150 98V97H149ZM151 98V99H152ZM235 98V97H234ZM244 98L246 99V96H244ZM136 99V98H135ZM171 99V98H170ZM170 99H167L168 100V102L170 101ZM184 99V98H183ZM187 99V100H188ZM236 99V98H235ZM244 99V100H245ZM79 100V99H78ZM98 100V99H97ZM155 100V99H154ZM158 100H160V99H158ZM157 100V101H158ZM166 100V101H167ZM156 101V102H157ZM166 101H164V102H166ZM178 101V100H177ZM176 101V102H177ZM237 101H239L238 99H237ZM29 102H30V100H29ZM32 102V101H31ZM79 102V101H78ZM150 102V101H149ZM152 102V101H151ZM159 102H161V101H158V103ZM165 103L166 104V108L164 109V115H167V116H169V115H172L173 114V110H178V109H176L175 107H174V109H173V106H175V105H173V103H172V100L169 102V103ZM241 102H243V101H241ZM24 103H26L25 102V100H24ZM75 103V102H74ZM81 103V102H80ZM158 103H157V105H158ZM181 103V102H180ZM185 103V102H184ZM233 103V102H232ZM245 103H246V101H245ZM19 104V103H18ZM22 104H23V102H22ZM99 104V103H98ZM164 104V105H165ZM176 104V103H175ZM216 104V103H215ZM243 104V103H242ZM25 105V104H24ZM82 105V104H81ZM163 105V104H162ZM162 105L160 106L161 108H162ZM179 105V104H178ZM183 105V104H182ZM227 105V104H226ZM225 105V106H226ZM233 105V104H232ZM236 105V104H235ZM183 106H185V105H183ZM188 106V105H187ZM191 106V105H190ZM192 106H191V108H189V112L191 113V109H192ZM230 106V105H229ZM240 106H242V105H240ZM239 105H237V108L238 109H240L241 110V108L242 107H244V104H243V106L241 107V108H239L240 107ZM246 106V105H245ZM74 107V106H73ZM82 107V106H81ZM89 107V106H88ZM179 107H180V105H179ZM186 107V106H185ZM211 107V106H210ZM128 108V107H127ZM207 110H206V109ZM234 108H235V106H234ZM248 108H250V107H248ZM21 109V108H20ZM99 109V108H98ZM159 110V108H156L155 107V110ZM186 109H187V107H186ZM212 109V108H211ZM214 110H215V108H213ZM227 109H228V105H227ZM232 109H233V106H232ZM237 109V110H238ZM16 110V109H15ZM28 110V109H27ZM204 110H206L205 112H204ZM216 110H218V109H216ZM249 110V109H248ZM126 111V110H125ZM124 110H123V113L125 112ZM174 111V112H175ZM81 112H83V110L81 111ZM160 112H163V108H162V111H160ZM177 112H179L180 113V110H178ZM212 112H213V110H212ZM235 112H236V109H235ZM241 111H239L238 113H240ZM25 113V112H24ZM73 113V112H72ZM80 113V112H79ZM233 113V112H232ZM144 114V113H143ZM260 114H261V116L262 117H260ZM128 115V114H127ZM126 115V116H127ZM131 115V114H130ZM230 115H231V112H230ZM234 115L235 114H232V116L234 117ZM240 115V114H239ZM249 115V114H248ZM117 116H119V115H117ZM124 116V115H123ZM142 116V115H141ZM188 116V117H187ZM222 116H223V118H222ZM113 117V116H112ZM127 117H129V116H127ZM126 117V118H127ZM131 117V116H130ZM170 117V116H169ZM172 118H173V115L171 116ZM218 117V116H217ZM217 117H215V118H217ZM230 117V118H229ZM236 119H242V118H238V115H236ZM240 117H241V115H240ZM29 118V117H28ZM148 119H149V117H147ZM155 118V117H154ZM175 118V117H174ZM177 118H178V116H177ZM176 118V119H177ZM229 118V119H228ZM235 118V117H234ZM262 118V119H261ZM134 119V118H133ZM180 119V118H179ZM261 119V120H260ZM11 120V119H10ZM80 120V119H79ZM128 120L129 119H127V122H128ZM217 120V119H216ZM227 120L229 121V122H227ZM244 120V119H243ZM121 121V120H120ZM218 121H219V119H218ZM239 121V120H238ZM115 122V121H114ZM117 120H116V126H117ZM126 122V123H127ZM233 122V121H232ZM231 122V123H232ZM8 123V122H7ZM37 123V122H36ZM146 123V122H145ZM234 123V122H233ZM240 123H241V125H239V126H243V124H244V121H243V123L240 121ZM239 123V124H240ZM14 124H16V123H14ZM122 124V123H121ZM130 124H131V122H130ZM141 124H142V122H141ZM140 124V125H141ZM179 124V121H177L175 124H173V125H178ZM20 125V124H19ZM31 125V124H30ZM110 125H111V123H110ZM143 125V124H142ZM149 125V124H148ZM235 125V124H234ZM14 126V125H13ZM86 126V125H85ZM116 126H114V128L115 129H117L116 128ZM119 126V125H118ZM117 126V127H118ZM132 125H130V127H131ZM87 127V126H86ZM89 127H91L90 125H89ZM88 127V128H89ZM128 127H129V125H128ZM133 127V126H132ZM171 127V126H170ZM213 127V128H212ZM15 128V127H14ZM26 127L24 126V129H25ZM68 128V127H67ZM121 128V127H120ZM124 128H125V126H124ZM184 128V127H183ZM186 128V127H185ZM235 128V127H234ZM239 129H240V127H238ZM243 128H245L246 129V127L245 126H243L242 127V129ZM13 129V128H12ZM18 129V128H17ZM90 129V128H89ZM151 129H154L153 128V126L151 127ZM151 129H149V130H151ZM236 129V128H235ZM15 130H16V128H15ZM21 130V129H20ZM29 130V129H28ZM47 130V129H46ZM101 130V129H100ZM121 131H122V129H120ZM129 129H127L126 128V133H127V131H128ZM134 129H132V131H133ZM182 130V129H181ZM207 130V131H206ZM227 130V131H226ZM11 131V130H10ZM10 131H9V134H10ZM26 131H27V128H26ZM30 132L29 133H33V131L34 130H32L31 131V129L29 130ZM47 131H49V130H47ZM69 131V130H68ZM131 130H129V132H130ZM237 131V130H236ZM12 132V131H11ZM20 132H22V131H20ZM28 132V131H27ZM27 132H25L27 135L29 134V133H27ZM45 132V131H44ZM43 131L41 132L42 134L44 133ZM85 132V131H84ZM123 132V131H122ZM122 132H120V134H123ZM134 133H135V131H133ZM137 132V131H136ZM202 132H204V133H202ZM240 132H243V131H241V129H240ZM240 132H237V134L239 133L240 134ZM19 133V132H18ZM41 133L40 134H38V136L40 135V137H42L41 136ZM125 133V134H126ZM153 133H155V132H153ZM152 133V134H153ZM21 134V133H20ZM23 134V133H22ZM46 134H47V132H46ZM45 134V135H46ZM69 134H71V133H69ZM119 134V135H120ZM128 134V133H127ZM126 134V135H127ZM131 134V132L129 133V135ZM176 134V133H175ZM242 134V133H241ZM25 135V134H24ZM23 135V136H24ZM49 136H51L50 134H48ZM104 135V134H103ZM115 135V134H114ZM124 135V134H123ZM135 135V134H134ZM47 136V135H46ZM71 136V135H70ZM154 136H156V135H154ZM175 136V135H174ZM177 136V135H176ZM237 136H239V135H237ZM244 136V135H243ZM20 137V136H19ZM19 137L17 138V139H19ZM37 137V136H36ZM52 137V136H51ZM51 137H48L47 136V138H51ZM105 137V136H104ZM113 137H115V136H113ZM131 137V138H132ZM148 137V136H147ZM146 136H144V137H140V140L141 139H144V140H146V138H147ZM149 137H153V136H151V135H149ZM177 137H179V136H177ZM21 138H22V135H21ZM106 138V139H107ZM125 138H127V136H125ZM139 138V137H138ZM163 138V137H162ZM234 138H237V139H239V137H236V135H235V137ZM233 138V139H234ZM16 139V140H17ZM43 139V138H42ZM44 139H46V138H44ZM52 139V138H51ZM80 139V138H79ZM111 139H113L112 141H111ZM137 139V138H136ZM149 139V138H148ZM8 140H9V138H8ZM39 140V139H38ZM125 139H124V136H123V139L121 140V141H124ZM129 140V139H128ZM155 140V141H154ZM168 140H170V142H168V143H166ZM175 140V139H174ZM22 141H23V139H22ZM28 142H29V144H32L31 142L32 141H34V140H32L31 142L29 141V140H27ZM55 141V139L53 138V142ZM81 141V140H80ZM130 141V142H131ZM152 141V142H151ZM238 141V140H237ZM236 141V142H237ZM243 141V142H242ZM9 142V141H8ZM28 142H27V144H28ZM35 142L36 141H34L33 142V145H35ZM44 142V145H46V143H45V141H43ZM56 142V141H55ZM110 142H113L112 144H110ZM135 142H137V144L135 143ZM142 142V141H141ZM10 143V142H9ZM17 143H19V141H17ZM23 144H24V141L22 142ZM21 143V144H22ZM42 143V142H41ZM50 144H51V142H49ZM116 143V142H115ZM149 143V142H148ZM162 143V144H161ZM238 143V142H237ZM237 143H236V145H237ZM47 144H48V142H47ZM53 144V143H52ZM56 144V143H55ZM121 144V145H120ZM126 144H128V143H126ZM215 144H217V149H218V151H221L222 152V154L219 156V157H217V154H215V153H213V154H211L210 152H208L207 150L209 149V147L210 146H212V145H215ZM241 144V145H242ZM12 145V144H11ZM32 145V146H33ZM41 145V144H40ZM129 145V144H128ZM131 145V146H132ZM140 145V144H139ZM159 145H161V147L163 148V149H157L158 147H160ZM23 146V145H22ZM31 146V145H30ZM32 146H31V148H32ZM38 146V145H37ZM55 146V145H54ZM101 146V145H100ZM99 146V147H100ZM12 147V146H11ZM34 147V146H33ZM90 147V146H89ZM108 146H106V148H107ZM113 147V148H112ZM154 148V150H150V148ZM237 147V146H236ZM235 146H234V148H236ZM23 148V147H22ZM36 150H33L34 152L33 153H35V151H37V149H38V147H36V145H35V147H34ZM41 148L42 147H40L39 149L41 150ZM47 148V150H48V148H49V150H50V152L51 151H53L52 149L53 148H55V147H51L50 148V146L48 147V145H46V147H44V149H46ZM105 148V147H104ZM8 149V148H7ZM24 149V148H23ZM26 149V148H25ZM33 149V148H32ZM95 149H96V147H95ZM108 149V148H107ZM121 151H120V150ZM211 149V148H210ZM237 149H239V148H237ZM11 150V149H10ZM10 150H8L9 152H10ZM27 150H28V148H27ZM48 150V151H49ZM106 150V149H105ZM104 150V151H105ZM110 150V149H109ZM109 150H108V153H107V150L105 151L106 153V155H108L109 154V156H105V154H104V157H105V160H106V157H108V159L109 158H111L110 156V153H109ZM110 150V151H111ZM32 151V150H31ZM39 151V150H38ZM42 151V150H41ZM41 151L40 152H38L37 154L35 153V154H33V155H31V157L33 156H35V158H37V157H39V153H40V155H43L42 153H41ZM44 151V150H43ZM47 151V152H48ZM165 151V152H164ZM196 151H197V154H196ZM238 151V152H237ZM4 152V151H3ZM18 152V151H17ZM26 152V151H25ZM46 152V151H45ZM54 152H56L55 151V149H54ZM54 152H52L51 154V156H53L55 153ZM99 152V151H98ZM113 152H114V150H113ZM112 151H111V153H113ZM113 153L112 154V157L114 156V154H116V153ZM198 152H202V153H198ZM23 153V152H22ZM86 153V152H85ZM95 153V152H94ZM26 154V153H25ZM45 155L47 154V156H48V154L49 153H44ZM118 154V153H117ZM251 154V155H250ZM4 155V154H3ZM8 155V154H7ZM27 155H28V153H27ZM250 155V156H249ZM11 156H13V155H11ZM50 156V157H51ZM92 156V155H91ZM103 156V155H102ZM149 156H153V158H151V159H148L147 157H149ZM8 157V156H7ZM10 157V156H9ZM30 157V158H31ZM42 157H44V156H42ZM95 157V156H94ZM25 158V157H24ZM35 158H32L33 160L35 159ZM41 160H44L45 158H41V157H39ZM101 158V157H100ZM114 158V157H113ZM112 158V159H113ZM6 159V158H5ZM26 159V158H25ZM31 159V160H32ZM38 159V158H37ZM108 159L106 160V161H108ZM11 160V159H10ZM32 160V161H33ZM36 160V159H35ZM35 160H34V162H35ZM47 160V159H46ZM50 160V159H49ZM110 160V159H109ZM115 160V158L113 159V161ZM165 160V161H164ZM245 160H247V161H249V163H244V161ZM21 161V160H20ZM106 161H104V164L106 165ZM111 161V160H110ZM113 161H111L112 163H113ZM246 162V161H245ZM2 163V162H1ZM67 163V162H66ZM86 163V162H85ZM108 164L110 163L109 161L107 162ZM4 164V163H3ZM13 164H15V163H13ZM25 164V163H24ZM27 164L28 165H25V166H29V163L27 162ZM96 164V163H95ZM106 165L107 167L109 166V165ZM111 164V163H110ZM31 165V164H30ZM98 165V164H97ZM100 165H98L97 166V168L99 167ZM106 166H101V167H105V169L104 170H106ZM161 167L162 166V168L160 169V170H158L157 171V167ZM2 167V166H1ZM10 167H11V165H10ZM9 167V168H10ZM18 167V166H17ZM21 167H24V166H21ZM113 167L114 166H112V170L110 169L111 168V165H110V167L109 168H107V169H110L112 172H113ZM122 167H120V169L122 168ZM4 168L5 167H3V170H4ZM90 168V167H89ZM12 168H10V170H11ZM17 169V168H16ZM15 169V170H16ZM20 169V168H19ZM26 169V168H25ZM29 169V168H28ZM31 169V168H30ZM99 170H102V169H100V168H98ZM123 169H121V170H123ZM10 170H8V171H6V172H9ZM27 170V169H26ZM13 171V170H12ZM12 171H10L9 173L11 174V172ZM19 171V170H18ZM25 171V170H24ZM35 171V170H34ZM90 171V170H89ZM94 171V170H93ZM96 171H98V170H96ZM95 171V172H96ZM109 171V170H108ZM108 171H106V173H108ZM31 172V171H30ZM70 172V171H69ZM77 172V171H76ZM101 172V171H100ZM131 172V173H130ZM144 172V173H143ZM1 173H3L2 171H1ZM68 173V172H67ZM88 173V172H87ZM105 173V174H106ZM116 173V172H115ZM8 174V173H7ZM16 174H17V172H16ZM111 174V173H110ZM26 175V174H25ZM29 175V174H28ZM90 175V174H89ZM103 175V174H102ZM114 175V174H113ZM125 175H126V177H125ZM18 177H19V175H17ZM30 176V175H29ZM34 176V175H33ZM63 176V175H62ZM81 176V175H80ZM99 176V175H98ZM7 177V176H6ZM15 177V176H14ZM31 177V176H30ZM59 178H61V179H63L61 176H58ZM71 177V176H70ZM101 177V176H100ZM99 177V178H100ZM127 177H128V179H127ZM8 178V177H7ZM25 179H28L29 177H24ZM40 178V177H39ZM38 178V180L35 178L34 180H37V182L39 181V180H41V179H39ZM90 178H91V176H90ZM97 178V177H96ZM120 178H121V175H120ZM134 179L135 180V183L133 182V180H131V179ZM152 178V179H151ZM154 178V179H153ZM24 179V180H25ZM42 179H43V177H42ZM45 179V178H44ZM60 179V180H61ZM146 179H151V180H153L152 182L150 181V183L149 184H147V186L151 189V191H153V193L151 194L150 193V191H149V189H148V191H149V193L151 194L150 196H148L149 195V193H144V191H143V189L142 188H140L137 184L140 182V181H143L142 182V184H145L146 183ZM156 179V180H157ZM97 181H98V179H96ZM96 180H93V181H96ZM131 180V181H130ZM155 180V181H156ZM0 181H1V178H0ZM16 181V180H15ZM26 181V180H25ZM27 181H29V179L27 180ZM31 181V180H30ZM102 181V180H101ZM130 181V182H129ZM17 182V181H16ZM35 182V181H34ZM37 182H35V184H33V182H32V184H33V187L35 188V186L37 187V184L39 183V182H41V181H39L38 183ZM46 181H44V183H45ZM58 182V181H57ZM126 182H129V183H127L126 184ZM6 183V182H5ZM12 183V182H11ZM14 183V182H13ZM43 183V182H42ZM94 183H99V182H94ZM123 183H124V185H123ZM31 184V185H32ZM92 184V183H91ZM102 184V183H101ZM100 184V185H101ZM122 184V185H121ZM135 184H136V186H135ZM156 184V183H155ZM35 185V186H34ZM99 185V184H98ZM99 185V186H100ZM103 185V184H102ZM156 185H158V184H156ZM16 186H18V184H16L14 187L12 186V188L13 189H11L14 193H15V191H14V188L16 187ZM92 186V185H91ZM94 186L96 187V188H98L95 184H94ZM32 187V186H31ZM94 187V188H95ZM100 187H102V186H100ZM147 187V188H148ZM24 188V187H23ZM22 188V189H23ZM30 188V187H29ZM87 188V187H86ZM89 188V187H88ZM91 188V187H90ZM89 188V189H90ZM93 188V189H94ZM95 188V189H96ZM116 188H117V190H116ZM119 188H121L119 191H118V189ZM17 189V188H16ZM15 189V190H16ZM18 189H20V188H18ZM31 189V188H30ZM93 189L91 190V191H93ZM101 189H100V191H101ZM156 190V192H154L155 190ZM11 190L9 189V191L11 192ZM25 190V189H24ZM97 190V189H96ZM95 190V191H96ZM35 191V190H34ZM84 191V190H83ZM12 192V193H13ZM26 192H28V190L26 191ZM12 193H10V195H12ZM21 194H23L24 193V191L23 192H20ZM58 193H60V192H58ZM1 194V193H0ZM16 194V193H15ZM15 194H13V197H14V195ZM28 194H29V192H28ZM75 194V193H74ZM83 194H84V192H83ZM88 194H90V193H88ZM123 194V195H122ZM3 195V194H2ZM1 195V196H2ZM5 195V194H4ZM10 195H8V199L11 197ZM27 195V194H26ZM77 195H78V193H77ZM96 195V194H95ZM119 195H118V197H119ZM155 195V194H154ZM10 196V197H9ZM18 196H19V194H18ZM24 196V197H23ZM23 196H19L20 197V199H21V197H23V198H25L26 199V197H25V195L23 194ZM72 196V195H71ZM86 196H88V195H86ZM122 196V197H121ZM13 197H11V200L13 199ZM19 197L17 198V194H16V197H14V198H17L16 200H18L19 199ZM28 197V196H27ZM96 197V196H95ZM106 197H107V194H106ZM156 197H157V195H156ZM40 198V197H39ZM80 199H81V197H79ZM3 199V198H2ZM5 199H7V198H5ZM19 199V200H20ZM35 199H37V197L35 198ZM79 199V200H80ZM87 199V198H86ZM99 199V200H100ZM121 199L120 200H117V202L119 201V205L120 206H122L123 204V201H122V203H120V201H121ZM151 199H152V197H151ZM154 199H157V198H154ZM14 200V199H13ZM18 200V201H19ZM39 200V199H38ZM65 200V199H64ZM70 200H71V198H70ZM88 200V199H87ZM97 200H98V197H97ZM99 200H98V202H99ZM101 200V201H102ZM226 202L225 203V205L223 204V202L224 201ZM4 201V200H3ZM36 201L37 200H35V203H36ZM100 201V202H101ZM112 201V200H111ZM110 201V202H111ZM115 201H116V199H115ZM221 201H223V202H221ZM17 202V201H16ZM15 200L13 201V203H14V205H15ZM23 202H25V201H23ZM39 202V201H38ZM42 202V201H41ZM84 202V201H83ZM89 202V201H88ZM103 202L101 203V204H103ZM113 202H114V200H113ZM112 202V203H113ZM130 202H131V200H130ZM5 203V202H4ZM10 203V202H9ZM19 203V202H18ZM20 203H21V201H20ZM91 203V202H90ZM37 204V203H36ZM36 204H35V206H36ZM80 204V203H79ZM105 204V203H104ZM103 204V205H104ZM3 205V204H2ZM38 205V204H37ZM53 205V204H52ZM85 205V204H84ZM84 205H82L83 207H84ZM13 206V205H12ZM26 206V205H25ZM40 206H42V205H40ZM49 206V205H48ZM105 206V205H104ZM119 206V207H120ZM38 207H39V205H38ZM37 207V209L35 210V207H33L32 209L33 210H35V211H33L34 213L32 214V216H35L36 217V214L35 213H40L39 212V208H41V207H39L38 208ZM89 207H90V205H89ZM51 208V207H50ZM107 208H109V206L107 207ZM122 208V207H121ZM120 208V209H121ZM16 210H17V208H15ZM25 209V208H24ZM80 209V208H79ZM154 209V208H153ZM6 210V209H5ZM8 210V209H7ZM103 210V209H102ZM109 210H111V209H109ZM114 210L115 209H113V212H111V213H114ZM9 211V210H8ZM41 211V210H40ZM90 211V210H89ZM104 211H105V209H104ZM103 211V212H104ZM116 211V210H115ZM148 211V210H147ZM152 210H150L149 211V213L151 212ZM14 212H16V211H14ZM18 212V211H17ZM23 212H25V211H23ZM23 212H21V213H23ZM43 212V211H42ZM96 212V211H95ZM106 212H107V210H106ZM110 212V211H109ZM133 213L132 214H134V210L132 211ZM1 213V212H0ZM11 213H12V211H11ZM19 213V212H18ZM18 213H17V216H20V214L18 215ZM75 213V212H74ZM73 213V214H74ZM90 213V212H89ZM108 213V212H107ZM7 214H8V216L10 215V212H8V213H6V216H7ZM24 214H27V213H24ZM35 214V215H34ZM12 215H14L13 213H12ZM42 215H44V212H43V214ZM91 215H93V213L91 214ZM107 215V214H106ZM105 215V216H106ZM111 215V214H110ZM3 216V215H2ZM11 216V215H10ZM23 216V215H22ZM32 216H29L30 218L32 217ZM75 216V215H74ZM131 216H133V215H131L130 214V218H131ZM13 217V216H12ZM40 216H38V218H39ZM98 217H99V215H98ZM116 217V216H115ZM25 218V219H24ZM33 218L34 217H32L31 218V222H29V219H28V217H27V220L28 221H25L26 220V217H23V220L21 221L20 220V217H19V223H21L22 224V222L25 224V225H27L28 223H31L29 226L31 227V226H35L36 224V222L34 221V220H36L35 218H34V220H33ZM102 218H103V216H102ZM18 219V218H17ZM63 219V218H62ZM98 219H101L100 217L98 218ZM97 219V220H98ZM6 220V219H5ZM4 220V221H5ZM16 220V219H15ZM14 220V221H15ZM55 220V219H54ZM80 220V219H79ZM93 220V219H92ZM109 220V219H108ZM11 221V220H10ZM21 221V222H20ZM80 221H82V220H80ZM90 221V219L88 220V222ZM96 221V220H95ZM100 220H98L97 222H96V224L97 223H99L100 224V222H99ZM102 221V220H101ZM9 221H8V219H7V223H8ZM28 222V223H27ZM35 222V223H34ZM55 222V221H54ZM92 222V221H91ZM125 222V221H124ZM126 222H127V220H126ZM129 222H132V221H128V223ZM135 222V221H134ZM1 223V222H0ZM14 223V222H13ZM18 222H17V224H18V227H20L19 225H21V224H19ZM34 223V224H33ZM84 223V222H83ZM95 223V222H94ZM108 223V222H107ZM9 224V223H8ZM11 224H12V222H11ZM14 224H16V222L14 223ZM17 224H16V226H17ZM33 224V225H32ZM86 224V223H85ZM89 224V223H88ZM106 224V223H105ZM23 225V224H22ZM21 225V226H22ZM49 225V224H48ZM84 225V224H83ZM83 225H80V226H83ZM93 225V224H92ZM95 225V224H94ZM93 225V226H94ZM125 225V224H124ZM128 225H131V223H129ZM135 225V224H134ZM7 226V225H6ZM13 226V225H12ZM28 226V227H29ZM43 226V225H42ZM47 226V225H46ZM79 225H78V223H77V227H78ZM88 226V225H87ZM92 226V227H93ZM99 226H101V224L99 225ZM125 226H127V225H125ZM132 226H133V224H132ZM142 226V225H141ZM29 227V228H30ZM76 227V226H75ZM75 227H74V229H75ZM76 227V228H77ZM116 227V226H115ZM129 227V226H128ZM7 228V227H6ZM5 228V229H6ZM9 228V227H8ZM12 227H10V229H11ZM26 228V227H25ZM35 228H36V226H35ZM49 228V227H48ZM47 228V229H48ZM62 228V227H61ZM91 228V227H90ZM100 228V227H99ZM98 228V229H99ZM106 228H107V226H106ZM105 228V229H106ZM109 228V227H108ZM107 228V229H108ZM131 228V227H130ZM129 228V229H130ZM133 228V227H132ZM138 228H140V227H138ZM142 228V227H141ZM13 229V228H12ZM17 229V228H16ZM20 230H21V228H19ZM27 230H28V228H26ZM32 229V228H31ZM34 229V228H33ZM40 229V228H39ZM86 229V228H85ZM89 229V228H88ZM87 229V230H88ZM96 229V228H95ZM103 229V228H102ZM115 229H117V227L115 228ZM36 230V229H35ZM63 230V229H62ZM71 230V229H70ZM90 230V229H89ZM100 230V229H99ZM109 230V229H108ZM127 230H128V228H127ZM131 230V229H130ZM145 230V229H144ZM17 231H19V230H17ZM16 231V232H17ZM24 231H25V229H24ZM23 231V233H25ZM58 231V230H57ZM82 231V230H81ZM104 231V230H103ZM140 231V230H139ZM141 231H143V229H141ZM6 232V231H5ZM21 232V231H20ZM33 232V231H32ZM35 232V231H34ZM62 232V231H61ZM61 232H59V233H61ZM67 232V231H66ZM77 231H75V233H76ZM86 232V231H85ZM88 232V231H87ZM108 232H110V230L108 231ZM108 232H107V236L106 237H108ZM128 232H130V231H128ZM1 233V232H0ZM18 234H19V232H17ZM49 233V232H48ZM58 233V232H57ZM63 233V232H62ZM89 233V232H88ZM111 233V232H110ZM112 233H115L114 231H112ZM2 234V233H1ZM13 234H14V232H13ZM26 234V233H25ZM29 234V233H28ZM68 234V233H67ZM78 234V233H77ZM34 235V234H33ZM37 235V234H36ZM35 235V236H36ZM63 235V234H62ZM72 235H73V233H72ZM83 235V234H82ZM86 235V234H85ZM84 235V236H85ZM95 235H96V233H95ZM104 235V234H103ZM112 235V234H111ZM113 235H115V237H116V233L115 234H113ZM119 235V234H118ZM2 236V235H1ZM19 236V235H18ZM17 236V237H18ZM30 236V235H29ZM38 236V235H37ZM36 236V237H37ZM51 236H53V235H51ZM59 236V235H58ZM123 236V235H122ZM10 237V236H9ZM32 237V236H31ZM34 237V236H33ZM61 237V236H60ZM87 237V236H86ZM109 237H110V239H111V236L109 235ZM114 236H112V238H113ZM1 238V237H0ZM19 238V237H18ZM44 238V237H43ZM10 239H11V237H10ZM16 239V238H15ZM30 239V238H29ZM60 239V238H59ZM62 239V238H61ZM67 239V238H66ZM70 239V238H69ZM86 239V238H85ZM97 239H98V237H97ZM109 239V240H110ZM17 240V239H16ZM19 240H20V238H19ZM26 240V239H25ZM55 240V239H54ZM117 240V239H116ZM1 241H3L2 239H1ZM0 241V242H1ZM18 241V240H17ZM69 241V240H68ZM112 241V240H111ZM5 242L7 243V241L5 240ZM22 242H23V240H22ZM21 242V243H22ZM27 241H25V243H26ZM33 242V241H32ZM59 242V241H58ZM57 242V243H58ZM122 242V241H121ZM129 242V241H128ZM14 243H15V241H14ZM17 243H19V242H17ZM24 243V244H25ZM27 243H29V242H27ZM36 243V242H35ZM41 243V242H40ZM111 243V242H110ZM112 243H115V241L113 242L112 241ZM131 243V242H130ZM52 244H54V243H52ZM65 244H66V242H65ZM84 244H85V242H84ZM7 245H8V243H7ZM7 245H5V247L7 246ZM9 245H11V244H9ZM21 246H19V248L20 247H22L23 248V246H22V244H20ZM26 245V244H25ZM35 245H37V244H35ZM50 245V244H49ZM0 246H4V244H3V242H1V245ZM27 246V245H26ZM25 246V247H26ZM31 246V245H30ZM39 246V245H38ZM60 246V245H59ZM89 246V245H88ZM87 246V247H88ZM112 246V245H111ZM1 247V248H2ZM9 247V246H8ZM18 247V246H17ZM45 247V246H44ZM67 247V246H66ZM86 247V246H85ZM100 247V249L103 251H105V250H107V244H102V245H100L99 246ZM130 247V246H129ZM13 248V247H12ZM14 248H15V244H14ZM21 248V249H22ZM70 248H72V247H70ZM91 248V247H90ZM95 248V247H94ZM113 248V250H114V247H112ZM127 248V247H126ZM16 249V248H15ZM20 249V250H21ZM24 249V248H23ZM22 249V250H23ZM30 249H31V247H30ZM35 249V248H34ZM67 249V248H66ZM85 249V248H84ZM83 249V250H84ZM7 250V249H6ZM10 248H9V252H10ZM14 250V249H13ZM26 250V249H25ZM24 250V251H25ZM41 250V249H40ZM56 250V249H55ZM125 250V249H124ZM4 251H5V249H4ZM15 251V250H14ZM32 251V250H31ZM37 251V250H36ZM43 251V250H42ZM67 252V254H69V250H66ZM79 251H80V249H79ZM85 251V250H84ZM116 251V250H115ZM118 251V250H117ZM9 252H8V255H9ZM26 252H27V250H26ZM122 252V251H121ZM12 253V252H11ZM35 253V252H34ZM39 253V252H38ZM65 253V254H66ZM78 253V252H77ZM86 253V252H85ZM88 253V252H87ZM116 253H118V252H116ZM37 254V253H36ZM44 254H46V252L44 253ZM71 254H72V252H71ZM27 255H28V252H27ZM60 255H61V253H60ZM11 256V255H10ZM75 256H77V255H75ZM83 256H84V253H83ZM29 257H30V255H29ZM37 257V256H36ZM57 257V256H56ZM62 257V256H61ZM69 257V256H68ZM81 257V256H80ZM79 257V258H80ZM88 257H90L89 255H88ZM87 256L85 257L86 259L88 258ZM26 258H28L27 256H26ZM63 258H64V254H63ZM75 258V257H74ZM99 258V257H98ZM120 258V257H119ZM118 258V259H119ZM21 259V258H20ZM30 259V258H29ZM32 259V258H31ZM45 259V258H44ZM49 259V258H48ZM57 259V258H56ZM55 259V260H56ZM72 259V258H71ZM100 259V258H99ZM18 260V259H17ZM42 260V259H41ZM52 260V259H51ZM75 260V259H74ZM84 261L82 262V263H85V262H88V261H90L89 259L87 260V261H85V259H83ZM33 261V260H32ZM43 261V260H42ZM62 261V260H61ZM64 261V260H63ZM92 261V260H91ZM119 261V260H118ZM117 261V262H118ZM27 262V261H26ZM39 262H41L40 260H39ZM49 262V261H48ZM71 262V261H70ZM112 262V261H111ZM116 262V263H117ZM21 263H22V261H21ZM34 263H35V261H34ZM38 263V262H37ZM52 263V262H51ZM54 263V262H53ZM56 263V262H55ZM54 263V264H55ZM75 263V262H74ZM81 263V264H82ZM104 263V262H103ZM102 263V264H103ZM106 263V262H105ZM0 264H5L4 263V261H2V258H0ZM20 264V263H19ZM58 264V263H57ZM63 264V263H62ZM89 264H93V262L92 263H90L89 262ZM101 264V263H100ZM107 264V263H106ZM118 264V263H117Z\"/></svg>", "mask_w": 264, "mask_h": 264}]
</instances>
